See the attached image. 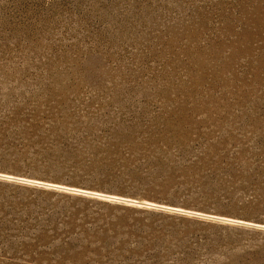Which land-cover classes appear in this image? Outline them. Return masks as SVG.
Returning a JSON list of instances; mask_svg holds the SVG:
<instances>
[{
  "label": "rangeland",
  "instance_id": "374dc122",
  "mask_svg": "<svg viewBox=\"0 0 264 264\" xmlns=\"http://www.w3.org/2000/svg\"><path fill=\"white\" fill-rule=\"evenodd\" d=\"M0 264H264V0H0Z\"/></svg>",
  "mask_w": 264,
  "mask_h": 264
}]
</instances>
